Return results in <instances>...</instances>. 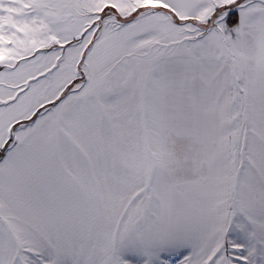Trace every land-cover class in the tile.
Listing matches in <instances>:
<instances>
[{
  "label": "snow or ice",
  "instance_id": "6c2138e0",
  "mask_svg": "<svg viewBox=\"0 0 264 264\" xmlns=\"http://www.w3.org/2000/svg\"><path fill=\"white\" fill-rule=\"evenodd\" d=\"M0 264H264V0H0Z\"/></svg>",
  "mask_w": 264,
  "mask_h": 264
}]
</instances>
